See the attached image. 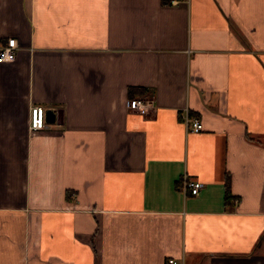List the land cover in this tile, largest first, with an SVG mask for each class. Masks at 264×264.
I'll use <instances>...</instances> for the list:
<instances>
[{
    "label": "crops",
    "instance_id": "1",
    "mask_svg": "<svg viewBox=\"0 0 264 264\" xmlns=\"http://www.w3.org/2000/svg\"><path fill=\"white\" fill-rule=\"evenodd\" d=\"M8 37L0 264H264V0H0Z\"/></svg>",
    "mask_w": 264,
    "mask_h": 264
},
{
    "label": "built area",
    "instance_id": "2",
    "mask_svg": "<svg viewBox=\"0 0 264 264\" xmlns=\"http://www.w3.org/2000/svg\"><path fill=\"white\" fill-rule=\"evenodd\" d=\"M17 42L14 37H8L4 44L0 45V62L12 61L15 58V51ZM126 106L137 113L148 114L154 110L152 98L133 96L125 101ZM183 121L186 128L190 131L197 132L202 129V122L200 118L195 115L189 114L185 111ZM45 126V109L40 104H32L29 107V128L31 130H38ZM181 189L184 193L192 195L198 194L199 190L203 187V182L198 179L186 177L181 178ZM167 264H184L182 259L168 258Z\"/></svg>",
    "mask_w": 264,
    "mask_h": 264
},
{
    "label": "trees",
    "instance_id": "3",
    "mask_svg": "<svg viewBox=\"0 0 264 264\" xmlns=\"http://www.w3.org/2000/svg\"><path fill=\"white\" fill-rule=\"evenodd\" d=\"M67 192L68 191H66V194H67ZM229 198H230V195H229V193H228V189H226V192H225V200H229Z\"/></svg>",
    "mask_w": 264,
    "mask_h": 264
},
{
    "label": "water",
    "instance_id": "4",
    "mask_svg": "<svg viewBox=\"0 0 264 264\" xmlns=\"http://www.w3.org/2000/svg\"><path fill=\"white\" fill-rule=\"evenodd\" d=\"M48 111H49V109L45 110V117L47 116Z\"/></svg>",
    "mask_w": 264,
    "mask_h": 264
}]
</instances>
